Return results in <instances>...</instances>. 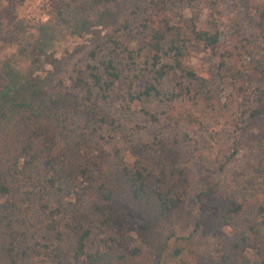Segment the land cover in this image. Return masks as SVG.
<instances>
[{"label":"rangeland","instance_id":"rangeland-1","mask_svg":"<svg viewBox=\"0 0 264 264\" xmlns=\"http://www.w3.org/2000/svg\"><path fill=\"white\" fill-rule=\"evenodd\" d=\"M152 1L97 6L93 0H0V68L11 59L30 77L32 89L62 96L49 111L58 117L65 147L56 170L64 174L94 146L120 151L129 163L157 159L155 144L163 141L171 146L170 165L184 167L190 177L188 208L198 207L195 199L203 189L214 191V202L264 190V164L254 162V154L264 156V31L257 23L264 0H168L174 18L183 13L204 30L220 32L216 49L201 47L184 59L198 78L190 95L172 102L142 96L144 83L136 76L147 57L143 53L136 66L121 52L138 48ZM24 48L29 56L22 54ZM110 58L119 78L103 92L93 83L89 65L106 78L104 62ZM171 60L165 55V62ZM257 110L261 113L255 117ZM33 201L37 209L49 204L67 211L74 199L43 187ZM40 218L27 227L21 246L30 252L27 264H54L50 249L43 247ZM98 243L93 237L89 249ZM194 243L216 248L205 230Z\"/></svg>","mask_w":264,"mask_h":264},{"label":"trees","instance_id":"trees-1","mask_svg":"<svg viewBox=\"0 0 264 264\" xmlns=\"http://www.w3.org/2000/svg\"><path fill=\"white\" fill-rule=\"evenodd\" d=\"M112 1L93 0L97 6ZM150 5L138 48L121 52L136 66L143 53L147 57L136 76L144 83L142 96L178 101L191 94L198 78L184 59L195 49H216L220 32L204 30L183 13L174 18L168 0ZM257 23L264 31V8ZM89 68L103 92L119 78L112 58L104 62L106 78L97 66ZM32 84L11 59L0 68V264H27L30 252L21 242L38 215L43 247L50 249L54 264H264V190L214 202V191L203 189L195 199L198 207L188 208L190 177L184 167L170 165L171 146L163 141L155 144L157 159L132 163L120 151L94 146L62 174L56 170L65 149L61 126L49 112L62 96H47ZM48 100L51 104H44ZM254 156L256 166L264 164L262 154ZM43 187L68 193L72 207L35 208L33 196ZM202 230L214 238L215 249L194 243ZM93 237L99 243L91 250Z\"/></svg>","mask_w":264,"mask_h":264}]
</instances>
